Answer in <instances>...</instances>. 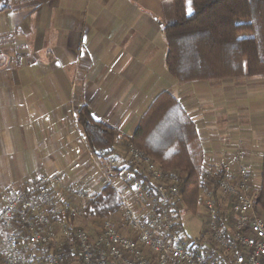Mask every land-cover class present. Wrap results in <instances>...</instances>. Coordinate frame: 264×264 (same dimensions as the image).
<instances>
[{"label": "crops", "instance_id": "crops-1", "mask_svg": "<svg viewBox=\"0 0 264 264\" xmlns=\"http://www.w3.org/2000/svg\"><path fill=\"white\" fill-rule=\"evenodd\" d=\"M174 19L162 0L0 3V193L47 173L92 182L99 192L104 182L77 123L79 110L88 107L120 140L132 139L165 92L196 128L203 169L242 141L261 176L264 75L177 82L166 65L164 35ZM64 216L61 226L71 219L78 225Z\"/></svg>", "mask_w": 264, "mask_h": 264}, {"label": "built area", "instance_id": "built-area-1", "mask_svg": "<svg viewBox=\"0 0 264 264\" xmlns=\"http://www.w3.org/2000/svg\"><path fill=\"white\" fill-rule=\"evenodd\" d=\"M116 148L120 156L92 157L104 182L97 193L92 182H69L60 173L38 174L24 189L0 193V264H73L75 257L81 264H264V215L256 206L263 181L242 141L203 169L200 238L186 232L185 173L165 171L130 141ZM106 187L118 211L91 218L92 232L61 226L66 214L79 220Z\"/></svg>", "mask_w": 264, "mask_h": 264}, {"label": "trees", "instance_id": "trees-1", "mask_svg": "<svg viewBox=\"0 0 264 264\" xmlns=\"http://www.w3.org/2000/svg\"><path fill=\"white\" fill-rule=\"evenodd\" d=\"M51 0H0L9 5ZM170 2L175 19L164 25L167 43L166 65L180 83L264 75V0H187ZM90 149L104 157L121 155L116 148L120 133L97 121L88 107L77 115ZM137 149L153 157L165 171L179 170L186 175L182 185L184 208L196 215L199 179L203 175V151L196 128L178 101L162 93L144 114L132 139ZM143 178V176H142ZM262 190L256 206L264 215V161ZM120 209L115 192L106 187L83 210L86 218H107ZM64 217V218H63ZM63 220L68 219L63 216ZM67 226L75 230V222Z\"/></svg>", "mask_w": 264, "mask_h": 264}, {"label": "rangeland", "instance_id": "rangeland-1", "mask_svg": "<svg viewBox=\"0 0 264 264\" xmlns=\"http://www.w3.org/2000/svg\"><path fill=\"white\" fill-rule=\"evenodd\" d=\"M31 3H33V2L23 3V4H18V3L14 2V1L12 2V4L18 5V6H21V5H24V4H31ZM187 6L188 7L190 6L191 9H192L191 0H187ZM142 152H144V151H142ZM122 154H125V153L122 152ZM126 156H128V155H126ZM198 212H199V204H198V209H197V213H196L197 215L194 216L189 211L184 214L185 215L184 221H185V226H186V232L192 238H200L201 235H203V232H204L203 231L204 230L203 218H202V216L198 215ZM90 219L91 218H86V216H85V214H84V212L82 210L80 212V219L77 220L76 223L78 225H80L81 228H84L85 230H89L90 232H92V226L89 223L91 221ZM73 262H74V264H78V262L81 263L80 260L77 259L76 257L74 258Z\"/></svg>", "mask_w": 264, "mask_h": 264}, {"label": "snow or ice", "instance_id": "snow-or-ice-1", "mask_svg": "<svg viewBox=\"0 0 264 264\" xmlns=\"http://www.w3.org/2000/svg\"><path fill=\"white\" fill-rule=\"evenodd\" d=\"M187 12H188V14H189V15H191V14H192V9H191V7H190V6L188 7V9H187Z\"/></svg>", "mask_w": 264, "mask_h": 264}]
</instances>
